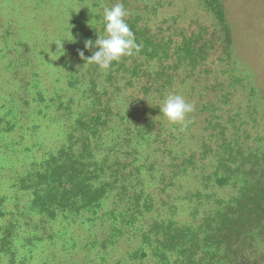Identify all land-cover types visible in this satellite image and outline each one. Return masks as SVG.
Wrapping results in <instances>:
<instances>
[{
  "label": "trees",
  "instance_id": "trees-1",
  "mask_svg": "<svg viewBox=\"0 0 264 264\" xmlns=\"http://www.w3.org/2000/svg\"><path fill=\"white\" fill-rule=\"evenodd\" d=\"M120 2L130 13L126 22L141 50L103 71L85 59L98 49H83L85 58L76 66L86 64L87 72L79 80V69L72 67L69 81L79 98L65 100L57 92L50 96L48 104L60 103L68 122L65 141L9 179L13 200L0 199V259L30 264L28 252L60 237L58 229L49 234L38 228L68 219L90 232L82 238V264H264V146L235 144L222 125L215 128L216 135L210 128L211 108L222 117L228 106L234 108L237 79L243 78L233 74L222 7L205 1L219 28L214 40L201 25L178 33L175 17L166 29L167 19L151 26L142 11H153L155 3L136 9L128 0ZM78 14L71 26L81 19ZM86 24H79L80 35L66 42L64 50L76 47V40L85 48L86 40L105 34L103 12ZM216 41L218 50H212ZM249 87L256 104L264 107V97ZM37 93L35 101L44 99L43 92ZM169 94L194 105L183 124L169 123L159 110ZM198 112L202 128L195 133ZM233 131L237 136L240 127ZM146 177L158 178V189L189 179L196 184L183 192L207 207L184 222L153 215ZM225 188L234 189V196L220 197L218 191ZM107 202L111 207L103 209ZM128 240H136L133 250L114 256ZM77 249L72 242L65 251L72 256Z\"/></svg>",
  "mask_w": 264,
  "mask_h": 264
},
{
  "label": "rangeland",
  "instance_id": "rangeland-1",
  "mask_svg": "<svg viewBox=\"0 0 264 264\" xmlns=\"http://www.w3.org/2000/svg\"><path fill=\"white\" fill-rule=\"evenodd\" d=\"M120 1L0 0V199L3 198L10 203L14 190L10 187L9 179L65 141L64 130L68 122L64 120L60 103L56 102L50 106L48 102L50 96L56 92L62 94L65 100L71 96L79 98L81 93L69 86L70 77L78 68L79 72L75 74L79 75L81 80L88 66L86 64L76 66L78 59L83 60L75 53L85 49L81 40H76L77 46L69 51L63 50L64 45L80 35L77 28L82 21L88 25V22L91 23L95 16L103 12L104 6L111 7ZM205 1L128 0L136 9L156 4L153 11L149 12L146 9L142 11L150 18L151 26L167 19L169 23L164 24L166 29L171 25L170 19L175 17L176 28L180 29L178 33L191 32L201 25L205 33L213 35V39L216 40L219 38V28L213 12L210 11L211 8H208ZM215 1L222 7L230 34L229 50L236 67L233 74L243 78L237 79L239 92L232 100L234 108L228 106L224 111V117L217 113L215 106L211 108V134L216 135L218 130L215 128L222 125L235 144L240 143L246 147L253 144L264 146V107L256 104L254 99L257 96L251 94L252 90L249 87L250 85L259 97H264V0ZM77 14L81 19L79 22L78 18L74 19L75 26H71ZM189 27H192L191 30ZM65 37L69 40L65 39L62 42L63 49H57L54 41ZM218 46L219 41H216L212 50H218ZM92 50L94 51V48ZM73 52L76 55L72 56ZM66 63H69V66L65 65ZM100 77L104 78L101 74ZM228 77V73L222 76L223 80H227ZM38 91L43 92L44 99L35 101L34 96ZM10 99L12 101H9ZM195 117L196 128L193 131L199 133L202 125L198 120H201L202 115L198 112ZM8 121L10 124H6ZM238 127H240L238 135L232 136L233 130ZM189 141L187 138V142ZM211 141L215 143L216 139L213 138ZM157 179L146 177L149 190L153 193V215L161 214L162 217L169 216L184 222L190 221L194 216H200L207 207L202 201L199 202L198 197H191L183 192L187 186L196 184L195 182L189 179L181 183L179 181L182 186L178 182L176 185L170 182L165 189L163 187L158 189ZM217 194L226 199L233 197L235 190L225 188L219 190ZM189 197L191 199H185ZM7 207L10 209L11 206ZM110 207L107 202L102 208ZM71 223L72 220L67 219L38 228L39 233L46 231L49 234L52 228L58 229L60 237L58 240L52 239L54 244H50L51 240H48V244L41 241L33 252H28L31 256L30 264L59 262L82 264L84 260V253L81 251L84 245L82 238L90 232L85 227L78 229V225ZM97 228L98 225L91 231L95 232ZM99 228L103 227L99 225ZM97 235L101 238L102 230H98ZM72 242L78 249L70 256L65 249ZM135 245L136 240L122 242L114 256L126 255V252L132 251ZM0 261L7 264L8 258Z\"/></svg>",
  "mask_w": 264,
  "mask_h": 264
},
{
  "label": "clouds",
  "instance_id": "clouds-1",
  "mask_svg": "<svg viewBox=\"0 0 264 264\" xmlns=\"http://www.w3.org/2000/svg\"><path fill=\"white\" fill-rule=\"evenodd\" d=\"M130 13L125 9L122 2H117L111 7H103L104 35H98L93 41H85V49H98L87 58L80 51L81 58H85L88 64H95L101 70L106 71L113 62H119L122 57H131L141 50V45L136 42L134 33L126 22ZM62 40L54 41L57 49H63ZM71 41V40H70ZM64 50V49H63ZM63 52L61 53V55ZM60 56V55H59ZM160 112L171 124H183L189 113L194 111V105L185 100L182 95L169 94L159 106Z\"/></svg>",
  "mask_w": 264,
  "mask_h": 264
}]
</instances>
